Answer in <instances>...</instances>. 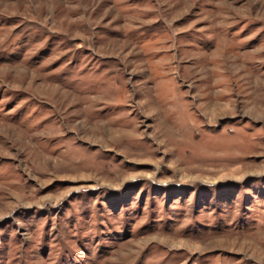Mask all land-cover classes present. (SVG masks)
Listing matches in <instances>:
<instances>
[{
  "label": "rangeland",
  "instance_id": "1",
  "mask_svg": "<svg viewBox=\"0 0 264 264\" xmlns=\"http://www.w3.org/2000/svg\"><path fill=\"white\" fill-rule=\"evenodd\" d=\"M0 264H264V0H0Z\"/></svg>",
  "mask_w": 264,
  "mask_h": 264
}]
</instances>
